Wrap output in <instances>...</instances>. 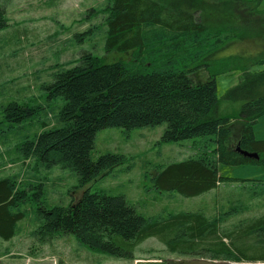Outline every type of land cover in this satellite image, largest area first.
Instances as JSON below:
<instances>
[{
    "label": "trees",
    "instance_id": "trees-1",
    "mask_svg": "<svg viewBox=\"0 0 264 264\" xmlns=\"http://www.w3.org/2000/svg\"><path fill=\"white\" fill-rule=\"evenodd\" d=\"M258 5L253 0H112L107 9L104 50L123 57L109 64L94 54L82 53L75 66L54 75L53 83L45 89L48 99L64 101L57 120L61 126L48 128L41 123L42 132L19 148L21 157L35 159L45 168L72 170L85 187L126 162L119 154L91 159L99 131L167 125L164 143L214 138L208 141L215 149L211 155L163 167L154 177L159 192L195 198L233 181L220 174L221 165L264 166V141H257L253 132V125L264 116V88L246 98L236 117L220 114L217 93L220 75L248 73L252 66L264 64V58L248 56L244 46L238 47L244 40L264 39V33L241 31L244 21L259 14ZM5 16L6 10L0 6V31L7 28ZM82 37L77 36L79 40ZM202 71L207 73L206 80L198 75ZM40 111L39 107L13 102L3 112L8 124L21 125L37 120ZM238 120L242 127L234 146L233 127ZM238 148L258 154L260 159L246 158ZM27 199L14 180L0 179L3 240L15 237L24 214L13 210ZM233 212L237 209L227 216ZM44 219L41 237L73 235L91 251L117 259L131 260L139 244L159 238L174 252L191 254L205 245L218 260L264 262V217L237 233L221 236V217L181 213L167 222H149L124 196L86 192L68 208L45 211ZM251 237L261 248L248 255L237 242L244 245ZM229 239L232 241L227 243Z\"/></svg>",
    "mask_w": 264,
    "mask_h": 264
},
{
    "label": "rangeland",
    "instance_id": "rangeland-1",
    "mask_svg": "<svg viewBox=\"0 0 264 264\" xmlns=\"http://www.w3.org/2000/svg\"><path fill=\"white\" fill-rule=\"evenodd\" d=\"M253 1L259 2V14L241 24L242 33H247L248 29L251 33H264V0ZM111 2L0 0V6L6 10L7 23V28L0 31V179L14 180L28 196L25 203L13 210L24 214L16 226L15 237L9 241L0 238V264H264L218 260L211 257L205 245L191 254L174 252L159 238H149L139 244L131 260L117 259L91 251L73 235L47 239L40 236L45 211L68 208L86 192L124 196L149 222H167L171 216L181 213H203L209 219L221 217L224 219L219 229L221 236L237 233L250 222L264 217L263 165H221L220 174L233 181L195 198L156 190L154 177L163 167L199 158L205 153L211 155L215 149V144L208 141L214 138L164 143L162 137L167 125L131 131L120 128L99 131L91 159L97 161L107 154H119L126 162L85 187L80 186L72 170L61 166L45 168L35 159L21 157L19 148L42 132L41 123H46L48 128L58 125L64 101L48 99L49 91L45 89L53 83L54 75L75 66L82 53L94 54L109 64L123 57L107 54L104 50L107 9ZM78 35L83 36L82 40ZM241 42L238 47H245L248 56L264 58V39L255 37ZM261 74H264V64L252 66L248 73L236 71L217 78L222 116L241 114L246 98L263 90ZM198 75L202 80L208 78L205 71ZM13 102L39 107L37 120L21 125L8 124L3 111ZM241 127L239 120L234 123V146L238 143ZM253 132L257 141H264V116L253 125ZM233 209L237 212L227 216ZM230 240H226L227 243ZM243 243L238 241L237 245L248 255L261 248L254 237Z\"/></svg>",
    "mask_w": 264,
    "mask_h": 264
},
{
    "label": "water",
    "instance_id": "water-1",
    "mask_svg": "<svg viewBox=\"0 0 264 264\" xmlns=\"http://www.w3.org/2000/svg\"><path fill=\"white\" fill-rule=\"evenodd\" d=\"M237 151L240 154H242L244 157H246V158L256 159V160H259L260 159L259 155L256 154V153H249V152H246V151H242L240 148H238Z\"/></svg>",
    "mask_w": 264,
    "mask_h": 264
},
{
    "label": "crops",
    "instance_id": "crops-1",
    "mask_svg": "<svg viewBox=\"0 0 264 264\" xmlns=\"http://www.w3.org/2000/svg\"><path fill=\"white\" fill-rule=\"evenodd\" d=\"M6 256H8V255H6ZM9 256H10V255H9ZM9 256H8V257H9ZM8 257H7V258H8ZM0 261H1V260H0Z\"/></svg>",
    "mask_w": 264,
    "mask_h": 264
}]
</instances>
